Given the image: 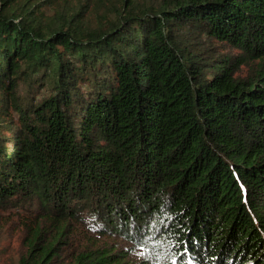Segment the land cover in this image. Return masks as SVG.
<instances>
[{"label": "trees", "instance_id": "1", "mask_svg": "<svg viewBox=\"0 0 264 264\" xmlns=\"http://www.w3.org/2000/svg\"><path fill=\"white\" fill-rule=\"evenodd\" d=\"M68 2L0 0L15 264H264V0Z\"/></svg>", "mask_w": 264, "mask_h": 264}, {"label": "rangeland", "instance_id": "2", "mask_svg": "<svg viewBox=\"0 0 264 264\" xmlns=\"http://www.w3.org/2000/svg\"><path fill=\"white\" fill-rule=\"evenodd\" d=\"M65 0H58L60 8L63 7ZM69 9H78L80 6L89 5L93 8L92 11L96 9L95 14L99 11H107L110 18H114L115 6L120 5V1L123 0H68ZM136 2L142 5L158 6L162 0H136ZM53 12V9L50 10ZM207 46L209 43L204 42ZM246 68H242L241 72L245 73ZM21 230L18 229L14 224H3L0 223V264H15L19 256L25 251V245L21 241ZM116 243L123 248H128L132 250V257H137L140 259L141 251L138 247L134 246L132 243L126 242L122 239H115Z\"/></svg>", "mask_w": 264, "mask_h": 264}, {"label": "bare ground", "instance_id": "3", "mask_svg": "<svg viewBox=\"0 0 264 264\" xmlns=\"http://www.w3.org/2000/svg\"><path fill=\"white\" fill-rule=\"evenodd\" d=\"M177 242V241H176ZM73 256V255H72ZM123 256V255H122Z\"/></svg>", "mask_w": 264, "mask_h": 264}]
</instances>
